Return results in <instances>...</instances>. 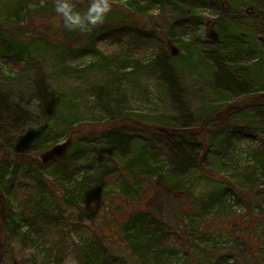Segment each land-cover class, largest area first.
Listing matches in <instances>:
<instances>
[{"label":"rangeland","instance_id":"374dc122","mask_svg":"<svg viewBox=\"0 0 264 264\" xmlns=\"http://www.w3.org/2000/svg\"><path fill=\"white\" fill-rule=\"evenodd\" d=\"M186 1L111 0L82 33L54 0H0V34L24 49L0 53V143L30 157L2 166L0 151V264H264V0H206L195 28ZM124 119L166 132L71 135ZM151 179L162 191L145 194Z\"/></svg>","mask_w":264,"mask_h":264},{"label":"trees","instance_id":"16d2710c","mask_svg":"<svg viewBox=\"0 0 264 264\" xmlns=\"http://www.w3.org/2000/svg\"><path fill=\"white\" fill-rule=\"evenodd\" d=\"M205 1L206 0H194V1L192 0L193 4L188 6V9L186 8V10H188V16L192 15V17H190V18L194 22L191 19L190 20H191V24L195 23L194 28L196 27V23H198V19H200V17H197V16H199V14H198L199 10L202 9V8H200V6H203L205 4ZM212 1L215 2L217 5H220V2L222 0H212ZM185 5H187V4H185ZM225 11H226V13L230 12L229 10H225ZM188 19L189 18H183L182 20L183 21H187ZM112 26L113 25L105 26V27L103 25L100 26L93 33V36L95 37L96 40L97 39L99 40V38H102V37H105L107 35H110L111 33H113L115 31L114 27H112ZM0 37H1L0 53H2V54L7 53V52H10V54L13 53L15 58L17 59V61L18 60L20 61L21 60L20 56L24 54V49H23L22 45L20 43H18V42H12V43L11 42L10 43L5 42V40L3 39V35L1 36V34H0ZM2 39H3V41H2ZM202 39H204V37H202ZM170 54H171V52H170ZM246 101H245L246 103L252 102L248 98H246ZM215 116L216 115H214L213 117L212 116H208V117L204 118V120L201 123L202 130L204 129V131H205V129H207L209 127V125H211V124H213V123H215L217 121V118ZM133 123L134 124H131V123H129V120H125V119L121 120V121L111 122L109 124H106V125H103V126H100V127H94L93 128L94 131H97L95 133H90V131H88V127L89 126L81 125L78 128H76L74 131H72L71 135H73V136H74V134L80 135V134H82V132H86L87 134L85 133V135H84L86 137L90 136V135H97V136H102V137L110 138L111 140L118 141L121 137L119 135L115 136V134H116L115 132H119L117 130H120L123 126L126 128L129 125H131L132 130H130V129H126V130L131 131V132L134 131L135 133H137V132L141 131V132H146V133H148L150 135H155V136H157V134L161 133V129H159L158 127L146 126V125L135 123V122H133ZM181 131H182V133H181L182 135H170L168 140H173V139L181 138V137H182V139H190L191 138V133H189L187 129H181L180 131H175L173 133L175 134V133H179ZM197 132H199V131H197ZM0 151L2 152V155L4 157L2 159V162H1L2 166L9 165L12 162L18 164V163L22 162L23 160L24 161L30 160V157H22L23 154H16L18 156H13L11 153L8 152V150L4 147V145H2V143H0ZM68 157H66V158L63 157L62 159L66 160ZM43 166H45V165H43ZM164 182L165 183H161V184L165 185V188L170 187L172 185V181H170V180L168 181L167 179H165ZM146 188L147 189H146L145 194L148 193V192L156 193L158 191H162V187L160 185V182L159 181H154V179H151L150 182L148 184H146ZM145 198H147V197L144 196V194H143V196H141V199L144 200ZM102 204H103L102 205L103 210L105 212L110 210L108 204H106V203H102ZM139 214H141V213H139ZM139 214H136L133 218L128 220V222H127V226L128 227H133V224L135 222V218H137L139 216ZM2 221H3V215L1 217L0 224L2 223ZM251 226L252 225L250 223H246V226L242 230H239V231H237L235 233L236 235L240 234V238H238L237 241L240 243L239 247L242 249L243 257H244V255L249 256V257L254 256V253H253L254 252V247H256V248L259 247L256 238H254V236L252 235ZM159 238H160L159 236L154 237L152 239L153 242L151 243V245L153 244V246L157 247V242L159 241ZM144 244H145V241H143V239H141V241H139L138 243L133 244L132 246L138 245L140 247V249H143V245ZM253 263L254 262L250 260V264H253Z\"/></svg>","mask_w":264,"mask_h":264},{"label":"clouds","instance_id":"9594fccd","mask_svg":"<svg viewBox=\"0 0 264 264\" xmlns=\"http://www.w3.org/2000/svg\"><path fill=\"white\" fill-rule=\"evenodd\" d=\"M55 11L63 18L68 30L89 32L97 24L103 23L112 9L111 0H89L86 9L77 10L72 0H54ZM38 103V101H34Z\"/></svg>","mask_w":264,"mask_h":264},{"label":"water","instance_id":"95a60500","mask_svg":"<svg viewBox=\"0 0 264 264\" xmlns=\"http://www.w3.org/2000/svg\"><path fill=\"white\" fill-rule=\"evenodd\" d=\"M171 54L173 56H177L179 54V50L174 48L172 51H171ZM161 131H164L166 132L165 130H161ZM66 148V146H60V147H55L52 151L50 152H47V153H44L41 157H42V163L43 164H47L49 162H52V161H56V159L61 156V155H64L65 151L64 149ZM4 218H3V221L2 223L0 224V249H1V246H2V242H3V229H2V226L4 224Z\"/></svg>","mask_w":264,"mask_h":264}]
</instances>
